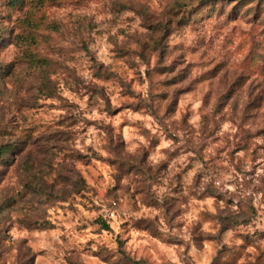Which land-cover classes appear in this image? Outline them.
<instances>
[{
    "label": "rangeland",
    "instance_id": "1",
    "mask_svg": "<svg viewBox=\"0 0 264 264\" xmlns=\"http://www.w3.org/2000/svg\"><path fill=\"white\" fill-rule=\"evenodd\" d=\"M0 264H264V0H0Z\"/></svg>",
    "mask_w": 264,
    "mask_h": 264
},
{
    "label": "trees",
    "instance_id": "2",
    "mask_svg": "<svg viewBox=\"0 0 264 264\" xmlns=\"http://www.w3.org/2000/svg\"><path fill=\"white\" fill-rule=\"evenodd\" d=\"M100 224L103 227V229H106V230L109 229V226L105 222L100 221Z\"/></svg>",
    "mask_w": 264,
    "mask_h": 264
}]
</instances>
